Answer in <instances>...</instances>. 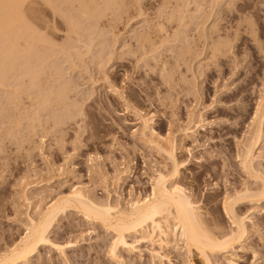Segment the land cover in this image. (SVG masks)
I'll list each match as a JSON object with an SVG mask.
<instances>
[{"label":"rangeland","instance_id":"rangeland-1","mask_svg":"<svg viewBox=\"0 0 264 264\" xmlns=\"http://www.w3.org/2000/svg\"><path fill=\"white\" fill-rule=\"evenodd\" d=\"M35 1L34 9L26 8V19L34 33L43 35V43L46 39V44L42 39L37 42V52L40 46L49 51L46 57L39 50L40 58V52L49 58L44 57L45 69L40 68L42 80L37 79L41 82L35 80L43 86L36 89L44 92L50 87L57 93L56 87L61 82L66 86L67 81L72 92L64 101L49 89L52 97L34 92L35 87L28 90L31 95L25 91L30 86L23 89L29 77L26 81L17 70V75L9 74L12 69L3 75L7 81H0V248L22 237L28 214L37 216L76 187L96 200L119 203L123 209L150 195L152 178L157 171H171V164L167 155L142 139L139 114L153 117L155 132L175 144L182 163L178 183L210 231L224 235L233 230L224 205L237 192H256L261 187L259 178H264V133L255 153L257 175L241 165L244 145L256 124V110L264 101V0H219V4L190 0L187 9L182 7L183 13L178 11L182 0H114L117 7L111 8L106 4L109 1L104 0L105 8L100 0H81L84 11L93 3L95 18L90 20L75 18L83 6H73L78 12L71 7L79 1L69 2L71 10L64 8L66 2L61 8V1V12L66 9L62 13L68 19L75 14L73 19L82 23L81 32L74 35L57 7ZM55 1L57 6L60 0ZM23 43L19 44L22 49ZM38 58L42 66L43 56L41 61ZM47 66H58L60 71ZM50 72L55 81L61 72L60 84H55L53 75L50 79ZM46 95L59 101L51 99L53 108L49 105L42 113L37 106ZM34 110L42 114L38 119ZM30 111L37 122H30ZM259 203L245 200L235 206L237 217L246 218L248 236L231 253L233 258L210 255L213 264H230L227 259L236 264H264V200ZM50 239L72 247L65 250V256L41 248L30 264H118L110 256L113 235L75 211L60 216ZM135 239L127 241L136 244ZM172 241L164 249L141 244V254L121 249V264H188L183 244ZM154 249L166 260L154 259L150 254ZM194 254L193 260L202 264Z\"/></svg>","mask_w":264,"mask_h":264},{"label":"bare ground","instance_id":"bare-ground-1","mask_svg":"<svg viewBox=\"0 0 264 264\" xmlns=\"http://www.w3.org/2000/svg\"><path fill=\"white\" fill-rule=\"evenodd\" d=\"M43 1H45L47 3V5H49L51 8L53 6L57 7V8H55V10H57L56 12H58L61 8L64 7L63 4H65V2H66L67 7L65 6L64 8H66V9L70 6V4H69L70 1H72L74 3H75V1H79L73 5L71 4L72 7L71 6L70 7L73 8V10L76 9V7H73L74 5H76L78 3L79 4L81 3L80 5H82V2H80L81 0H65V1L60 0L58 2L59 4H57V6H56L57 2L55 0H53V1L52 0H43ZM105 1H109V2H106V4L108 3L110 8H111V5L112 6L115 5V7H117L114 0H112V3L110 0H105ZM105 1L103 0V2H104L103 3L102 0H100V2L102 4H104V7H105ZM196 1H198V0H196ZM199 1L201 3V0H199ZM218 1L219 0H216V2H218ZM53 2H54V4H53ZM60 2L62 5L60 4ZM67 2L69 5H67ZM113 2H114V4H113ZM179 2L182 3L181 4L182 6L180 5L181 9H178V11L181 10V12L183 10L187 9L191 4L190 0H182ZM35 3H36L35 0H0V81L1 80L4 81L5 78H7V77H5L4 80L2 79L3 75L7 74L5 71L12 69L11 71H7V72H10L9 74L17 75V74H15V70H17V73H19L18 76L24 78L23 75H25L24 79L29 77L27 79H30L29 80L30 84H29V82H26L24 85H26L27 83L29 85L27 84L25 86V88L23 87V89L25 90L27 86H28V88L30 86L29 89L25 90V91L29 90L30 92H32L33 90L35 92L36 86H37V89L40 86L39 84H41V83H39V81L41 82V80H42L41 76L43 73L41 69L42 68L45 69V65H46L45 63H47L46 60L49 58V56H48V58H46L48 55L46 53L47 52L49 53V51L46 49L47 52H45V50L42 49L43 48L42 46H40L41 47L40 49H42V51H44L42 53H44L46 55V57L43 54L41 55V52H40V56H41V58L43 56L42 59H44V60H42L39 57V50L40 49L37 52V49L39 48V44H40L39 42L42 39L41 43L46 44V42H45L46 39L44 40V43H43L44 37L41 38L43 35L39 34L37 31H36L37 34L34 33L35 30L31 29L32 26H30L28 24L29 22L26 19L27 13L29 14V12H27V11H31V10H29V8H33L32 6ZM84 3L85 2H83V4ZM109 3H111V4H109ZM198 3H196L197 13H199V11H198L199 5H200L199 9H201V4L200 3L198 4ZM203 3H204V0H203ZM219 3L220 2H218V4ZM79 4H78L79 7L77 6V9L81 8V6ZM92 4L90 5L91 9L93 8ZM58 5H61L62 7L60 6L61 8H59ZM108 5H107V7H108ZM87 6L86 7L89 8V4ZM70 7H69V9H70ZM118 7H119V5H118ZM182 7L184 8L183 10H182ZM82 8H83V9H81L82 11H79L80 16H78L79 15L78 10L77 9L75 10L76 12H78V13L75 12L77 14V16H75V18L80 17V19H81V17H82L84 19V18L88 17V20H90L91 17L95 18V15L92 14L93 9L91 10L89 8L90 10L84 11V10H87L85 8V4ZM66 9H63V11ZM114 10H116V9L114 8ZM32 11L34 12V10H32ZM89 11H91V14L89 13L90 15L87 13ZM62 12L60 10V14H62L61 16L64 17L65 13L63 14ZM67 16L69 17V15H67ZM67 16H65L66 17V24L68 22V24H69L68 26L70 28L68 30L70 31L71 34L74 32L73 33V35H74L75 32L81 28L80 24H82V23L78 20V18L73 19L74 17L70 16L71 19H68ZM85 22H87V21H85ZM203 23L204 22H202V24ZM84 26H85V24H84ZM161 28L162 27H160V31L162 32L163 30H161ZM215 29H213V30H215ZM199 30H200V28H199ZM30 31H32V33H30ZM79 31H78V33H79ZM204 31L206 32V30H204ZM204 31L201 32L202 36L205 33ZM219 41H220V43L218 42L219 43L218 46H222L220 44L223 42L221 40H219ZM20 43L25 44L22 46L25 48H23V49L20 48V45H19ZM37 44H38V46H37ZM48 45H50L49 47H51L52 44L49 43ZM216 46H217V44L215 45V47ZM53 47H54V45L51 48H53ZM65 49H66V47L64 48V50ZM216 49L219 52L220 49L218 50V48H215V51H216ZM44 57L46 58V60ZM37 58H38V60L43 61V62H39V63H43L42 66H40L41 64L38 65ZM19 60H21L22 62H25V64H23L24 66H21L22 62H20ZM34 60L36 61L35 64H37V68H35L36 66L34 67V65H35ZM18 62L21 64L18 65V67H16L17 66L16 64ZM38 66H39V68H38ZM47 67L51 70L50 67H52V69H54V67H56V66H54V67L53 66H50V67L47 66ZM57 67H56V69H59ZM20 68L22 69V71ZM37 69H40L41 72H40V70H37ZM18 70H20L21 73H20V71L18 72ZM36 71L37 72L39 71L40 73L39 72L37 73ZM55 71L59 72L60 69L55 70ZM52 72H54V71H52ZM52 72H50L51 74H49V77L51 79V75H53L52 79L54 80L55 72H54V74H52ZM58 72H56V73H58ZM4 73H6V74H4ZM9 74L7 75L8 77L10 76ZM20 74H22V75H20ZM39 74H40V77L39 76L36 77V75H39ZM59 74H60V77L59 76L55 77L56 81H58L57 77L61 78V76H62L61 72L58 73V75ZM10 77L12 78V76H10ZM37 78H39L41 80H39ZM27 79H26V81H27ZM35 80H39L38 81L39 84H36L37 81L35 82ZM6 81H4V83ZM56 81H55V84L60 82V81H58V82H56ZM62 83H64V84L61 85ZM55 84H54V82L52 84L53 90L57 88V93L55 91H53L54 93H56V95L54 94V96H56L57 98L62 99V101H64L63 99L65 96H70L68 93H69V90H71V89L70 88L68 89V82L66 81L67 88H65L66 87L65 82H61V84L59 83L60 85L59 86L57 85L58 87L54 86ZM69 86H70V83H69ZM31 87L32 88L35 87V88L33 90H30ZM40 88H39V90H40ZM72 89H74V88H72ZM45 90L46 89H43L45 94H46V92L48 93V91L47 90L45 91ZM49 90L51 93H53L51 89H49ZM44 92H42V90L40 92L38 91V93H41V95H43ZM71 92H72V90H71ZM37 94H36V96H37ZM27 95H29V94H27ZM48 95H51V94L48 93ZM48 95H46L43 98V100L46 99V97H47V99L45 101H42V103L40 102L39 106H37V107L41 108L42 113H43V109H46V108L48 109L50 107L53 108V106H52L53 100L51 101V99H53V98L55 99L56 97L49 99ZM30 96H28V97H30ZM52 96H53V94L50 97H52ZM39 98H38V100H39ZM57 98L55 99L57 101H54V102H57V104H58L59 99H57ZM11 99L9 101L11 103L12 102L14 103V101ZM41 99H42V96L40 98V101H41ZM40 104H42V105H40ZM55 104L56 103H54V105ZM49 105H50V107H49ZM34 111L36 113L30 111L31 113L28 112V114L31 115L32 113H34L33 114L34 117L35 118L37 117L36 119H38V117H40L42 114L39 115V113H41V112H39L40 110L39 111L34 110ZM47 111H49V110H47ZM44 112H46V110ZM263 114H264V101L260 103L259 107L256 110V114L254 117L255 122H253L256 124H254V129L252 130L253 133L251 134V138H250L249 142L246 145H244L242 155H241L242 167L246 171H248L249 173H252L255 175H257L254 171L255 153L260 147V144L262 142L261 141L262 136L264 133L263 132V126H264L263 125V122H264V115ZM33 115H31V117ZM34 117L30 118V122L32 119H33V121H32L33 123L37 122V120L34 121L35 120ZM138 117H139L138 119L142 123V130H141L142 131V139H144V141L147 144L153 146L159 153L167 155L168 160L171 164V169H170L171 171H166V172L157 171L156 175L152 178V181H153L152 182V191H151L150 195H148L144 199H138L137 201L132 202L130 204L129 208L123 209L119 203L113 204L110 199H106V201L96 200V199L90 197V195H88V192H86V190L83 189L82 187H76L69 194L67 193L68 195H65V196L63 195V197H61L59 199L57 198V200L51 202V204L48 205L47 207H45L44 210H41V212H39L37 214V216L32 217L30 214L27 215V221H26L27 224L25 226L26 227L25 233L22 235V237L17 242H15L13 245L6 247L5 249L0 248V264H30V261H32L31 259L33 257H35L36 254L39 253L41 248H50L52 250H56L57 252H59V254H61L63 256L65 254V250L68 248H71L72 245L69 246V244H67V246H64V245L61 246V245L55 244L50 239V235H51V232H53V229H54L56 223L58 222L60 216H62L63 214H65L68 211H75L76 213L82 215L83 218H85L87 221H89L93 224H98V225L102 226L105 230H107L108 232H110L113 235V242H112L111 247H110V254H111L110 256H112V259H115L116 261L118 260V264H121L123 262L121 256L118 255L119 254L118 252L121 249H123L124 251H126L130 255L131 254H139V253L141 254V251H139V249H138V246H140L141 244H149L150 243L152 245V247L154 245H157L161 249H164L166 247L171 246V244L173 242L172 239L175 240L174 242L179 241L183 244V250L186 253V260H187L188 264H197L193 260V254L194 253L198 256V259L202 264H213L211 262L212 260H210V255H213V254L222 253L226 256L230 255V258L233 256L231 253L237 249V246L241 247L242 243L244 242V240L248 236V231L246 229L247 227L245 225L246 218H238L237 217V215L235 213V206L239 202L245 201V200H256V202H258V203L260 201L264 200V178L263 177L259 178V176H258L259 182L261 183V187L259 189H257L256 192L251 193V191L247 190V189H245V192L242 191L244 193L237 192L238 194H236L234 198H230L226 202V204L224 205L225 213H226L227 217L232 221V224L234 225V229L231 230L228 234H224V235H219V234H216L214 232L212 233V231H210V229H209L207 221L205 220L204 217H202L201 213L199 212V208L197 207L195 202H193L191 197L186 193L187 191L183 187H181L180 184L178 183V179H179V177H181L180 175H181L182 163H180L177 159V156L175 153V147H174L175 144L173 142L169 143L166 140V138L161 137L160 135H158L155 132V130L153 129V125H154L153 117H151V116L146 117V116H142V115L140 116V114L138 115ZM28 118H29V116H28ZM30 125H32V124H30ZM255 125H256V127H255ZM32 127L35 128V126H32ZM255 178H256V176H255ZM129 237L138 238V240L135 239L136 244L135 243H129L127 241V238H129ZM150 254L153 256L154 259H158L161 262L166 260V256L161 255V253H159L155 249L151 250ZM227 262H229L230 264H236L231 259H227Z\"/></svg>","mask_w":264,"mask_h":264}]
</instances>
